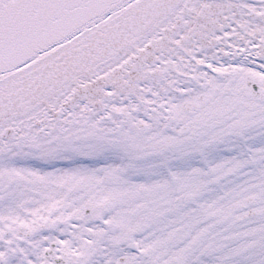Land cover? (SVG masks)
<instances>
[{
  "label": "snow or ice",
  "instance_id": "snow-or-ice-1",
  "mask_svg": "<svg viewBox=\"0 0 264 264\" xmlns=\"http://www.w3.org/2000/svg\"><path fill=\"white\" fill-rule=\"evenodd\" d=\"M0 264H264V0H0Z\"/></svg>",
  "mask_w": 264,
  "mask_h": 264
}]
</instances>
